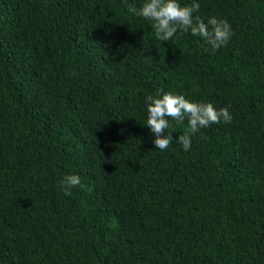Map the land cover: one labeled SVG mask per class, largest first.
I'll use <instances>...</instances> for the list:
<instances>
[{
	"label": "trees",
	"instance_id": "trees-1",
	"mask_svg": "<svg viewBox=\"0 0 264 264\" xmlns=\"http://www.w3.org/2000/svg\"><path fill=\"white\" fill-rule=\"evenodd\" d=\"M144 2L0 0V264H264V0H178L231 24L215 51ZM159 88L233 119L159 151Z\"/></svg>",
	"mask_w": 264,
	"mask_h": 264
},
{
	"label": "clouds",
	"instance_id": "clouds-1",
	"mask_svg": "<svg viewBox=\"0 0 264 264\" xmlns=\"http://www.w3.org/2000/svg\"><path fill=\"white\" fill-rule=\"evenodd\" d=\"M199 7L197 2L182 6L178 0H145L139 10L131 7L129 11L152 21L155 37L159 41H170L177 35L182 37L190 31L192 36L201 37L214 51L227 47L235 35L231 24L226 19L217 17H210L207 23L199 17L194 18L193 14ZM146 101V127L154 134L153 143L159 151H166L173 144L172 135H164L171 127L169 118L177 124H183L186 119L188 121V131L177 140L185 151L191 148V136L202 128L213 124H229L233 119L228 108L217 110L212 103L191 102L184 95L165 92L163 88L157 89L155 96H147ZM60 187L64 195L71 196L73 188H84L86 185L82 183L80 176L73 174L66 176Z\"/></svg>",
	"mask_w": 264,
	"mask_h": 264
}]
</instances>
